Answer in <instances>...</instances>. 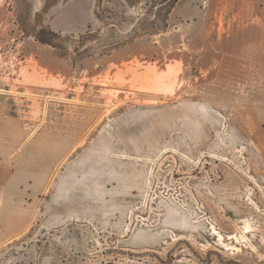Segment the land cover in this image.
Listing matches in <instances>:
<instances>
[{
    "label": "rangeland",
    "instance_id": "rangeland-1",
    "mask_svg": "<svg viewBox=\"0 0 264 264\" xmlns=\"http://www.w3.org/2000/svg\"><path fill=\"white\" fill-rule=\"evenodd\" d=\"M0 264H264V0H0Z\"/></svg>",
    "mask_w": 264,
    "mask_h": 264
},
{
    "label": "trees",
    "instance_id": "trees-1",
    "mask_svg": "<svg viewBox=\"0 0 264 264\" xmlns=\"http://www.w3.org/2000/svg\"><path fill=\"white\" fill-rule=\"evenodd\" d=\"M40 43L42 44H47V45H50L46 40L44 39H37Z\"/></svg>",
    "mask_w": 264,
    "mask_h": 264
},
{
    "label": "bare ground",
    "instance_id": "bare-ground-1",
    "mask_svg": "<svg viewBox=\"0 0 264 264\" xmlns=\"http://www.w3.org/2000/svg\"><path fill=\"white\" fill-rule=\"evenodd\" d=\"M167 88H170V87H167ZM215 231V230H214ZM217 232V231H216ZM218 234V233H217ZM215 236V235H214ZM217 237H219V238H221V235L220 234H218V236ZM243 240V239H242ZM221 241V240H220Z\"/></svg>",
    "mask_w": 264,
    "mask_h": 264
}]
</instances>
